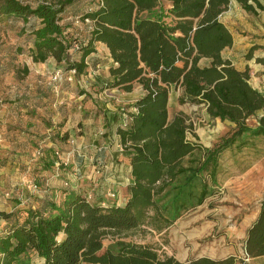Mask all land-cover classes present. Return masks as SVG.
<instances>
[{"label": "trees", "instance_id": "16d2710c", "mask_svg": "<svg viewBox=\"0 0 264 264\" xmlns=\"http://www.w3.org/2000/svg\"><path fill=\"white\" fill-rule=\"evenodd\" d=\"M78 1L43 0L32 5L0 0V18L22 21L19 33L29 35L28 57L34 63L51 58L81 75L86 73L88 56L102 43L110 59L105 88L129 92L135 83L142 86L144 95L125 111L128 122L116 128L130 167L126 199L103 206L71 190L59 202L34 197L36 205L27 207L21 221L14 217V209L0 211V218L7 220L0 234V264H235L233 255L180 261L150 244L123 238L144 225L149 231L167 230L214 194L222 152L242 149L250 138L264 136V95L250 84L248 68L239 70L222 56L233 44L220 20L230 0H99L81 15L82 21L90 22L81 41L68 31L69 23L61 22L66 9ZM236 1L253 14L263 9L257 0ZM257 47L249 49L248 59ZM16 51L23 49L18 46ZM202 59L207 62L201 64ZM14 60L6 62L8 69L22 79L29 68ZM255 61L264 65V57ZM174 88L181 89L180 104H202L211 119L230 122L229 130L210 147L190 141L187 117L182 113L169 117L168 98ZM258 111L263 114L255 125L248 124ZM244 252L247 259L264 256V193L260 211L246 230ZM33 255L41 261L33 262Z\"/></svg>", "mask_w": 264, "mask_h": 264}, {"label": "rangeland", "instance_id": "374dc122", "mask_svg": "<svg viewBox=\"0 0 264 264\" xmlns=\"http://www.w3.org/2000/svg\"><path fill=\"white\" fill-rule=\"evenodd\" d=\"M23 2L35 5L43 0H21ZM99 0H79L72 7L66 9L63 14L62 23H69L68 31L76 36L80 41L85 38L87 26L90 22L82 21L81 15L94 7ZM262 4L263 9L257 8L256 14L244 10L237 3L229 6L226 13L223 14V20L232 35L238 41V45L242 42H259L257 52H264V0H257ZM22 21L16 18H0V64H3L4 71L0 67V96L2 103H12L17 101L27 92L31 96L36 93H30L39 85L42 92L51 98L61 99L64 93L73 100L75 91L79 88L86 89L88 105L91 106L93 98L99 100V92L96 86H90L92 75L90 71L77 76L74 71L65 72L60 66L54 67L48 63L35 64L28 57V48L31 46L29 35H21L19 33ZM21 46L22 53H17L16 48ZM252 47V46H251ZM250 47V48H251ZM249 48V49H250ZM248 50L239 49L244 52L238 55L240 58H247ZM100 52L102 51L98 48ZM228 50L224 51V55H228ZM101 54V53H100ZM10 56H17L16 62L19 65L26 64L29 68L28 75H23L22 79H18L14 70L8 69L6 64L11 59ZM101 56V55H100ZM14 60V62H15ZM242 59L237 63L241 65ZM2 65V66H3ZM254 80H257L261 86H264V78L262 72L258 71L254 74ZM64 90L62 94L60 91ZM177 90L172 93L171 103L169 104V117L182 113L187 117V122L191 125L189 136L195 134V130L210 128L208 139L204 140L207 145H212L224 132L231 127L227 123L212 124L206 117L202 106L192 103L180 104L177 99ZM264 95V87H261ZM119 93V94H118ZM33 94V95H32ZM69 94V95H68ZM107 96L111 99L108 103L110 107H118L117 110L123 116L129 104L128 98H125L122 91L116 92L112 90ZM106 96V98H107ZM40 97V96H39ZM124 97V98H123ZM38 96L32 97L31 100H37ZM85 98V97H84ZM119 98V101L117 100ZM78 99V98H77ZM80 100H82L80 98ZM84 100V99H83ZM73 102V101H72ZM123 108L121 110L120 108ZM257 115L248 119V124L255 125ZM79 134L82 136V150L78 156L69 146V154L67 157L65 168L66 179L62 185L66 189L78 191L85 195L91 202H97L103 206L110 204L122 203L123 196H126L125 183L130 178L128 167L125 164L117 165L116 161L107 153L106 149L95 151L94 145L102 144V139L96 137L91 131L93 125H79ZM110 130V129H109ZM86 134H84V132ZM109 134H112L110 132ZM105 136V134H104ZM211 136V137H210ZM96 138V139H95ZM33 163L40 162L39 155L35 152L32 155ZM46 164L48 162H45ZM81 168H79L80 166ZM257 167V168H256ZM44 170L37 165L31 167L29 173L24 170V166H20L19 173H24L26 179L24 184L29 185L31 191V200L17 205L15 216L21 221L25 217V210L34 203V197L47 196L59 202L62 200V192L58 184L57 187H49L46 181L54 180L53 172L46 166ZM219 173L217 175V183L213 185L214 194L204 200V202L184 213L179 217L167 230L162 232L149 231L146 225L135 230L126 232L123 235L125 240H131L142 244H150L167 255H174L177 258H191L195 256H207L214 259H222L233 255L237 257L235 264H264V256L259 258H245L244 252V225L242 217L247 213H251L256 207L257 197L264 188V136L252 137L249 139V145L242 148H231L221 153L219 158ZM56 188V189H55ZM52 189V192H51ZM11 222V221H10ZM7 226V220L0 218V232L4 231ZM111 237L105 238L104 247L110 243ZM242 259V261H240ZM244 259V260H243ZM33 262L39 263L41 260L33 255Z\"/></svg>", "mask_w": 264, "mask_h": 264}, {"label": "crops", "instance_id": "0c3cea01", "mask_svg": "<svg viewBox=\"0 0 264 264\" xmlns=\"http://www.w3.org/2000/svg\"><path fill=\"white\" fill-rule=\"evenodd\" d=\"M233 3H237L239 6H241L236 0H230L227 9ZM227 9L220 16V20L224 24L225 22L223 20V14L226 13ZM232 37L233 44L231 47L225 48L222 51L223 58L229 59L239 70H245L248 68L250 72V84L254 88L261 91V87L264 86H261L260 83L253 78L254 74H256L258 71L262 72V77L264 78V65L255 61L256 57H264V52H257V47L253 51V56L250 59L244 57L240 58L238 56L244 54V52L239 50L241 47L242 49L248 50L254 45L260 47V43L247 41L242 42L243 45L241 46L240 44L238 45V41L233 35ZM98 48H100L102 51L100 52ZM96 49L97 51L92 53L91 56H88L87 58L88 66L86 71L89 70L92 75V78H90V86H96L97 91L99 92L98 94H100L99 100L93 98L91 106L88 105V102L86 101L88 94L86 95L87 91L84 88H79L75 91L73 97H76L73 100H70L69 96H65L66 94L64 93V90L60 91L62 94L64 93L60 100L56 98L57 96L55 98L46 96L45 98V94L47 93H41L42 88L39 85L35 86V89L33 88L32 91L30 90V93H36V96H38V101L31 100L32 97L36 98V96H31V94H27V92H25V94L17 101L3 104L2 98L0 96V211L11 212L16 208L17 205L23 204V202H28L32 199L30 197L31 191L29 190V185L26 186V184H24L26 175L23 172L19 173V168L22 165L24 166V170H27L29 173L31 167H34V165H37V163L38 167L42 170L45 169V162L52 163L53 165H51L49 169L53 172L54 177H58L54 178L52 181L49 179L46 181V185L48 186L46 190H50L49 187L51 186L57 187L56 185L58 184V187L61 188L60 191L62 192V197L67 192L71 191L70 189L63 187L62 185L65 183L63 180L60 181L58 178L66 179L65 168L66 165H68L66 161L70 151L69 146L72 143H75L76 139H79V142L77 141L76 144L72 145V147H74L72 150L75 151L78 156L81 152H83V138L78 132L80 131V129H78L79 125H85L86 127V125L92 124L94 129H91V131L95 133L96 137L102 139V144L94 145V150L97 151V149H106V152L110 153V156L116 161V164L122 161V163L117 165L121 166V164L126 163L130 176L128 160L124 156L122 147L119 145L118 138L116 136L117 126L126 124L128 122V118L126 114L123 116V112L121 113L116 109L120 107L119 103L118 107H110L107 103L111 100L107 96V91L109 93L112 90H115L116 92L122 90L117 88H105V85L109 80V52L106 46L102 43H98L96 45ZM225 50H228V55H224ZM240 59L243 60L241 65L237 63ZM206 62V59L201 60V64H205ZM43 63H48L54 67L60 66L63 68L62 64H56L51 58L47 59ZM65 72L68 73L67 70H65ZM174 90L178 91L177 99L181 93L180 88L171 89L168 98V108L169 104L171 103L172 93ZM122 94L125 98H128L127 102L129 104L126 106V110H131L130 105L144 95V90L139 83H135L131 91H122ZM25 96H28L29 100H24L23 98ZM80 98L82 100H80ZM117 100L119 101V98H117ZM197 106L203 107L206 117L212 124L227 123L231 125V123L228 121H221L217 118L211 119L206 113L205 107L202 104H198ZM120 109L123 110L122 107ZM262 114L263 111H258L256 115L258 117ZM83 132L86 134L85 131ZM110 132H112V134H109ZM208 132H211L209 127H206V129L202 131L200 128H198L195 130V134L192 137L189 136L188 132L187 138L204 148L210 147V145H207L204 141L205 139H208ZM56 134H59L60 136H64L63 134H65V137L57 138ZM35 152L39 155L41 161L35 162L34 164L32 155L35 154ZM79 168H81V166ZM129 181L130 178L128 183ZM128 183H125L124 185L126 190ZM263 193L264 188L256 198L257 202L254 210L249 214L246 213L242 217V221L245 223L244 241L246 238V230L254 222L260 211ZM40 197H47V195L44 194V196ZM125 199L126 196H123L122 200L124 201ZM122 203L110 205H120ZM1 233L3 232H0V234ZM177 259L180 261L187 260V258Z\"/></svg>", "mask_w": 264, "mask_h": 264}]
</instances>
